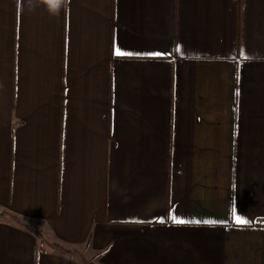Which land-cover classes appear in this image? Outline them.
I'll use <instances>...</instances> for the list:
<instances>
[{
  "label": "crops",
  "instance_id": "0c3cea01",
  "mask_svg": "<svg viewBox=\"0 0 264 264\" xmlns=\"http://www.w3.org/2000/svg\"><path fill=\"white\" fill-rule=\"evenodd\" d=\"M0 264H264V0H0Z\"/></svg>",
  "mask_w": 264,
  "mask_h": 264
},
{
  "label": "snow or ice",
  "instance_id": "6c2138e0",
  "mask_svg": "<svg viewBox=\"0 0 264 264\" xmlns=\"http://www.w3.org/2000/svg\"><path fill=\"white\" fill-rule=\"evenodd\" d=\"M174 219H175V218H174ZM176 222H177V223H185V221H183V220H177ZM235 222H236L237 224H245V223H248L247 220H245V219H243V218H241V217H239V216H236V217H235ZM206 223H207V221H206Z\"/></svg>",
  "mask_w": 264,
  "mask_h": 264
},
{
  "label": "trees",
  "instance_id": "16d2710c",
  "mask_svg": "<svg viewBox=\"0 0 264 264\" xmlns=\"http://www.w3.org/2000/svg\"><path fill=\"white\" fill-rule=\"evenodd\" d=\"M61 249V248H60Z\"/></svg>",
  "mask_w": 264,
  "mask_h": 264
}]
</instances>
